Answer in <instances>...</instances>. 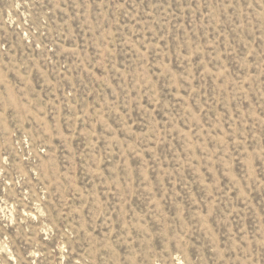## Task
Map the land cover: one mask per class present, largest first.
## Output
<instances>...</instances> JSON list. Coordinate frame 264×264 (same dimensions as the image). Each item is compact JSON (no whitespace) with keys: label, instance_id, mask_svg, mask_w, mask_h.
Listing matches in <instances>:
<instances>
[{"label":"rangeland","instance_id":"1","mask_svg":"<svg viewBox=\"0 0 264 264\" xmlns=\"http://www.w3.org/2000/svg\"><path fill=\"white\" fill-rule=\"evenodd\" d=\"M0 264H264V0H0Z\"/></svg>","mask_w":264,"mask_h":264}]
</instances>
